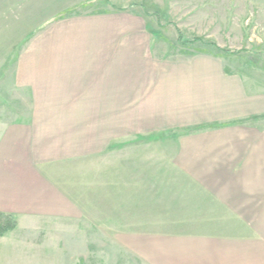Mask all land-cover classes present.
<instances>
[{
  "label": "crops",
  "instance_id": "obj_1",
  "mask_svg": "<svg viewBox=\"0 0 264 264\" xmlns=\"http://www.w3.org/2000/svg\"><path fill=\"white\" fill-rule=\"evenodd\" d=\"M128 11L60 15L21 39L11 31L29 116L0 132V213L57 223L59 235L73 225L79 239L95 209H109V165L98 194L97 164L121 145L116 188L136 193V223L202 225L122 235L129 262L264 264V84L227 70L225 57L162 52L156 29Z\"/></svg>",
  "mask_w": 264,
  "mask_h": 264
},
{
  "label": "rangeland",
  "instance_id": "obj_2",
  "mask_svg": "<svg viewBox=\"0 0 264 264\" xmlns=\"http://www.w3.org/2000/svg\"><path fill=\"white\" fill-rule=\"evenodd\" d=\"M106 2L105 0H62L59 3L53 0H35V3L42 7H26L24 3L13 11L7 9L5 3L1 6L0 132L5 125L25 120L29 116V103L25 93L13 86V62L19 47L16 50L7 46L14 40L11 39V31L18 30L21 39L29 28L37 27L49 19H58L60 15L69 17L101 11L108 7L109 11L129 9L128 12L144 17L145 23L156 29L158 36L154 39L161 46L162 52L180 58L201 51L209 54L222 53L227 70L240 71L264 84V0H107ZM155 24L159 27H155ZM257 123L259 127L264 124L258 121ZM131 147L132 150L137 151L138 144L130 145ZM121 148V145L113 146L109 150V159L98 161L100 176L98 194L102 193L104 185L101 173L109 165V209L96 208L94 215L97 216L90 219L92 223L80 226L79 239L70 236L75 232L73 225H66L64 227L66 233L62 231L65 235L62 232L59 235L61 225L57 223L40 221L18 224L13 217L16 220L15 229L0 238V250L5 251V255L0 257V263L136 264L129 262L121 250L126 243V240L121 238L122 235L155 231H186L185 228L200 230L196 228L201 227V224H153L134 221L138 218L132 217L129 213L136 211L131 207L132 203L137 202L134 197L136 193L118 191L121 188L122 164H128L122 161L124 153ZM113 167H115L114 171ZM137 177L134 176L132 180H136ZM68 233L71 234L67 235ZM59 236L69 237L70 239L65 238L64 242L70 246L65 247Z\"/></svg>",
  "mask_w": 264,
  "mask_h": 264
},
{
  "label": "trees",
  "instance_id": "obj_3",
  "mask_svg": "<svg viewBox=\"0 0 264 264\" xmlns=\"http://www.w3.org/2000/svg\"><path fill=\"white\" fill-rule=\"evenodd\" d=\"M215 57H222L224 54H212ZM227 55V54H226ZM16 227V220L13 216L0 213V238L4 237L7 232L14 230Z\"/></svg>",
  "mask_w": 264,
  "mask_h": 264
}]
</instances>
